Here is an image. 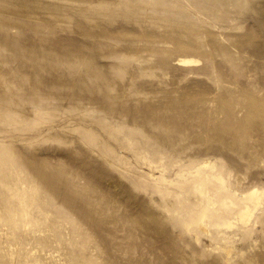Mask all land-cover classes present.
I'll list each match as a JSON object with an SVG mask.
<instances>
[{
    "label": "rangeland",
    "instance_id": "1",
    "mask_svg": "<svg viewBox=\"0 0 264 264\" xmlns=\"http://www.w3.org/2000/svg\"><path fill=\"white\" fill-rule=\"evenodd\" d=\"M0 264H264V0H0Z\"/></svg>",
    "mask_w": 264,
    "mask_h": 264
},
{
    "label": "bare ground",
    "instance_id": "2",
    "mask_svg": "<svg viewBox=\"0 0 264 264\" xmlns=\"http://www.w3.org/2000/svg\"><path fill=\"white\" fill-rule=\"evenodd\" d=\"M177 65L182 67H192L198 64V60L191 57H179L177 60Z\"/></svg>",
    "mask_w": 264,
    "mask_h": 264
}]
</instances>
